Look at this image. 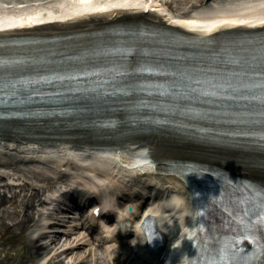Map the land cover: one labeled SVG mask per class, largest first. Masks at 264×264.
I'll use <instances>...</instances> for the list:
<instances>
[{
  "label": "bare ground",
  "instance_id": "6f19581e",
  "mask_svg": "<svg viewBox=\"0 0 264 264\" xmlns=\"http://www.w3.org/2000/svg\"><path fill=\"white\" fill-rule=\"evenodd\" d=\"M18 1L20 3H25L23 0H12V1H7V3L9 5V3H11V2L16 3ZM27 1H30V0H27ZM35 1H41L42 2V0H35ZM74 1L75 2H72L70 0H60V1H58L57 5L54 7V5H51L50 0H46V1H44V3H42V5L35 6L34 9L31 11L20 10V9H15V8L10 10L9 8H4V6H3L0 9V31L1 30H9V27L13 26L14 27V28H12L13 31H5V33L2 34V35L9 36V35H13V34H24L27 32H29V34H30L32 32H37V31H42V30H47V31L60 30V31H63L66 29H75V28H79V27L81 29H89V28L97 26L101 23H109V22L117 21L123 17L134 18L132 16H134L136 12H143L144 11L143 9H148V8L154 9L155 7H157V4H158V2H157L158 0H74ZM237 2H238V5L236 7L234 5H232V3H229V5L219 6L220 9H223V10H220L222 12L221 14H223V11H225L228 13L232 12V14L236 15L232 18L228 17L229 19H226V18L223 19V18L215 17V19H205L209 16V15H206L208 13L201 14L200 16L184 15L183 14L182 16H179V19L177 20V22L180 25H182V27H184L185 29H188V30H198V29H201V28H199V26L204 25V27H205L204 30L206 32H212L214 30H217V31H220L222 33L225 30V28L228 27L229 25H231L232 23L245 22L247 20L246 18L259 19V20L264 19V0H237ZM45 3H49V4L45 5ZM111 5H115V6H111ZM122 6H129V7L136 6L138 9L137 8H134V9H137L140 11L123 10V9L114 10L115 7H122ZM110 7H114V8H112L113 11H111V13L110 12H108V13L102 12L103 10L108 9ZM234 7L236 9H232ZM28 8H30V7H26V9H28ZM55 8H57V9H55ZM237 8H239V9H237ZM97 9H101V10H97ZM161 10L163 11L164 8H162ZM209 10L211 12V11H216L218 9L212 8ZM209 10H202V12H209ZM246 11H248V12H246ZM148 14L149 15H141V17L144 16L145 18H147L153 22H156L158 24H162V22H164V20L162 19L160 14H158L156 12H151ZM55 19H64L65 21L61 22L60 25H58V27L48 26L44 29L39 28V27H35L37 24L46 23L49 20H55ZM169 19L173 20V22L176 20L173 17V15L171 17H169ZM260 22H262V21H260ZM260 22H258V20H256V23H260ZM17 26L29 27L30 29H26V28L20 29ZM17 138L18 137H12L10 140H7L6 138L0 137V147L4 150H8L10 148L9 145H13L14 147L17 146L18 150H20L19 151L20 155L22 157H25L28 155L31 147H39L40 146L39 144H43V145H41L42 149L44 150L43 153H44V155H47V159H49V157H50L51 160H52L53 154L60 153L58 157H60L62 159L67 155L79 154V152L81 150H83V148L80 147V148H77L78 151L76 149H74L75 151L74 150L71 151L70 149H73V148L70 147L69 145H66L65 143H58L59 145L52 146V145L45 144L44 142L43 143H41V142L35 143V142H30V141L22 142L19 140V138L18 139ZM133 140L134 139H132L131 137H128V138H123V139H114V141L113 140L105 141L104 139L99 140V141H92V144H90V146H92L94 148V151L91 155H89L88 159H85V160H89L90 166H92L94 169H97L100 167V168H102V170H106L107 167L110 166L108 173L110 171H112L111 169L113 168L112 166L114 163L113 164H111V163L116 160L115 157H117V158L122 157V159L123 158L125 159V162L130 163V164H134V163H136V161L138 159L130 158V156L127 153L128 151L130 152L132 150L133 146L138 143V141H133ZM51 144H54V143H51ZM88 144H86V145H88ZM114 145H119V146H114ZM161 145H162L161 142H156L155 140H151V141H148L144 146L142 145V147H143V149H145V153H147V151H148L147 147H148L151 155H158L162 152V149L160 147ZM138 147L139 146H136L137 149H139ZM93 148H90V150ZM106 148H108V149H106ZM117 149H119V150H117ZM81 152H84V151H81ZM102 154H105V155H102ZM6 158L7 157H5L4 159H6ZM119 160L120 159H118V161ZM146 160H147V157H146ZM119 163H121V162H119ZM119 163H115L116 164L115 168L119 167ZM147 164H150V163H147ZM145 167L149 168V166H146V165H145ZM120 169L127 171L129 174H134L136 171L135 169H129V168H125L123 166ZM170 178H171L172 182H174V180H177V176H171ZM159 180H160V178H159ZM117 184L118 183L114 182V183H112L111 186H114ZM27 185L30 186V183H28ZM27 185L20 184V183H18V184H10V183L0 184V211L5 208L4 206L7 202H12L14 204L16 201H18L17 200L18 197H21V199L24 200L26 192L24 193L23 190L28 189V188H26ZM91 185L95 188H96V186H99V188H100V186H104L102 183H98V185L96 183H91ZM180 189H181V187L179 188V190ZM186 190H187L186 188H183V189H181L180 193H178V191H176L173 194L175 196H182L181 194L186 192ZM81 191H82L81 192L82 197H84V198L90 197V192L87 189V187H85ZM22 193H24V194L22 195ZM143 193L145 195H147V193H149L148 189H145ZM166 194H167V192H166ZM168 194H171V193H168ZM39 197H40V194L37 191H34V193H32V195L29 196V199H31L30 205L35 206V204H36L35 201L37 198L39 200ZM156 197L160 198L161 194H158L156 191H153L152 198H156ZM110 198H114V197L112 195H110L109 198H105L102 200V201H104L101 204L103 206V210L106 207L105 200L110 199ZM41 203L42 202H39L37 204H41ZM158 203L152 205L150 207L149 211L155 212L156 209L158 207H160ZM22 204H23V207L26 206L24 201H22ZM17 208L18 207L16 206V208L14 210V214L20 215L21 212ZM120 210L123 211V209H120ZM128 212L129 211L127 210V213ZM123 213L125 214L124 211H123ZM24 215H25V218H22L21 220H19L17 222V225L19 228L24 227L25 230H28V229H30L31 224L34 221V216L29 215L28 212L24 213ZM91 218L93 219L92 216H91ZM189 220H190L189 223H191V219H189ZM87 225L90 229H92V230L94 229V227H92V225H90V224H87ZM40 236H42V235H40ZM82 236H83V231L81 229H77V228L73 229V232L70 234L71 241H76L79 237H82ZM53 241H54V239L52 238V242ZM60 243H61V241L59 242L58 246L60 245ZM123 243L125 244V242H123ZM122 246L123 245H121V247ZM187 246H188V242L184 241V243L182 245V250H185L187 248ZM40 249H41V245L37 242V240H33L31 242L29 248H28V251L33 252L35 254V253L39 252ZM167 250L169 252L171 250V246H169V248ZM64 252L69 253V250L66 249ZM165 258H164V260H165ZM167 259H168V256H167ZM173 264H176V263H173Z\"/></svg>",
  "mask_w": 264,
  "mask_h": 264
},
{
  "label": "snow or ice",
  "instance_id": "6c2138e0",
  "mask_svg": "<svg viewBox=\"0 0 264 264\" xmlns=\"http://www.w3.org/2000/svg\"><path fill=\"white\" fill-rule=\"evenodd\" d=\"M261 47L264 48V41L261 42ZM234 63H240L239 59L233 60ZM14 63V61L5 60L0 58V68L6 67L9 64ZM16 63V62H15ZM112 71L116 72L118 75L126 69L122 68H114ZM138 72H147L151 73L154 71H159V69L154 67H149L146 64L140 66L136 69ZM253 75H260L264 77V70H261L259 73H253ZM58 79H63L62 77H57ZM46 79V78H44ZM13 86L18 87L20 84H28L29 81L26 80H14L11 82ZM198 87L194 88L193 91H197L206 96H226L231 95V93L227 92V89L234 87L232 83L227 82L226 80L217 81L216 79H211L206 82L198 81ZM245 88H259L260 91L255 95H247L241 97L242 99L258 101L262 106H264V79H262L259 84H244L242 85ZM164 94L168 95L173 90L171 87H165L163 89ZM185 112H194L200 113V109L190 108L185 109ZM256 115V114H252ZM258 115L262 118L260 123L264 125V108L258 113ZM257 134V133H253ZM262 137V142H264V131L258 133ZM144 163H148V161H144ZM245 191L249 192L250 195L244 196L241 198L240 196L233 195L230 203L232 205H242L241 214L237 215L236 219L240 221L239 231L241 234L244 232L252 231L253 225V217L264 222V188L260 190H256L253 188L245 189ZM227 197V191L223 196H221L219 201H213L211 203V207H215L216 203H222V201ZM202 210L201 219L204 216V206H200ZM234 210V209H233ZM97 213L100 212V209L95 210ZM203 221V219H202ZM201 230L204 229V223H200ZM227 226V225H226ZM261 235L264 236V229H261ZM149 238H151V232L149 234ZM199 239V238H198ZM255 239V247L254 250L250 253L244 254L243 247L235 242V240H231L229 236L220 234L217 231V235L215 237H209L205 235V245L202 248L201 255L210 261V264H264V240ZM193 264H197L196 260H193Z\"/></svg>",
  "mask_w": 264,
  "mask_h": 264
},
{
  "label": "rangeland",
  "instance_id": "374dc122",
  "mask_svg": "<svg viewBox=\"0 0 264 264\" xmlns=\"http://www.w3.org/2000/svg\"><path fill=\"white\" fill-rule=\"evenodd\" d=\"M50 1L51 5H54L55 7V5L60 0ZM165 1H163L164 5ZM188 1L189 0H173L168 4V7H170V9L173 10L175 13H180L183 10V6L186 5ZM48 4L49 3H45V5ZM3 6L4 8L9 9L14 8L12 7V5L9 6L6 0H0V9ZM30 172L32 174L30 173L26 175L28 180L36 182V185L39 186H41V184L43 183L47 185L46 180L43 181L40 178L43 176L41 173H37L32 170ZM105 180L106 177L102 179V181ZM47 188L48 187H46V189ZM17 200V203L15 202L16 204H13L12 202H7L4 206L5 208H1L2 210L0 211V264H43V259L46 258V256H43V254L46 253V251L43 250L41 247L39 253L37 252L38 254H32L28 251V248L33 240H37L39 244H43L47 247V241H49V237L54 238V235L52 234L58 231H53L51 228H49L50 231L49 234L46 235L47 237H41L39 234H41L40 232L42 231V228L40 227L37 229L36 227H33V230H25L24 227L19 228L17 222L22 218H25L24 213L27 212V209H29V207H23L22 199L20 197H18ZM24 201L30 202V200L27 199H25ZM18 203L19 206H17ZM16 206L18 207L17 209L21 212L20 215L14 214ZM29 210V213L35 215V211L39 210V206L36 208L31 207ZM37 224H39V222L36 221V225ZM71 233V227L64 228L62 230V235H60L62 237V241L59 237L60 233H57L56 235L58 236V238L54 242H49L51 243V246H55L58 245L61 241V246L69 247L70 252L66 253V255L72 257L73 259H77L78 261H76L75 264H107V260L109 257L112 258L113 256L118 255V252L121 251L120 249H118V246L109 245L108 243H104L102 241V244L96 245L98 241L96 242V244H94V240L90 239L92 237V234L86 236L85 233H83L82 237H79L76 241L71 242ZM88 239L90 241H88ZM50 252L51 251L47 252V254ZM122 253L125 252L122 251ZM122 256L123 254H119V257ZM53 261L54 263H58L57 259H49L46 264H52Z\"/></svg>",
  "mask_w": 264,
  "mask_h": 264
},
{
  "label": "clouds",
  "instance_id": "9594fccd",
  "mask_svg": "<svg viewBox=\"0 0 264 264\" xmlns=\"http://www.w3.org/2000/svg\"><path fill=\"white\" fill-rule=\"evenodd\" d=\"M105 205V212L114 211L118 213V220L116 223H102L106 235H115L120 228V222L124 220L125 214L115 204V198L105 200ZM166 209L171 210L172 215H174L176 222L180 226V234L178 238L173 241L171 245L172 248L178 249L182 247L185 240H193L197 238L201 231V226L197 222L202 214L201 209L195 208L185 197L173 196L169 201L165 202V204L158 207L153 213L154 215L161 216L163 219L167 220L169 224H171L172 217L168 215L165 211ZM189 218L191 219V223L188 222ZM165 264H172L171 259L169 258L166 260ZM178 264H193V258L189 253L184 252L180 257Z\"/></svg>",
  "mask_w": 264,
  "mask_h": 264
}]
</instances>
